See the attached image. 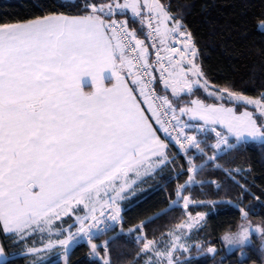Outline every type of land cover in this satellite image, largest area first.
Instances as JSON below:
<instances>
[{
  "label": "snow or ice",
  "instance_id": "snow-or-ice-1",
  "mask_svg": "<svg viewBox=\"0 0 264 264\" xmlns=\"http://www.w3.org/2000/svg\"><path fill=\"white\" fill-rule=\"evenodd\" d=\"M36 6L41 14L0 23V257L5 242L26 246L36 233L47 232L42 249L27 248L32 264H40V254L53 248L63 249L64 264H70V251L81 243L96 264H112L113 238L102 244L94 239L119 224L118 236L142 244L137 255H147L146 264H191L190 256L181 260L176 253L193 247L205 252L204 241L190 244L184 229L198 234L207 226L208 213H188L186 222L169 231L164 248L144 230L181 200L188 209L194 203L193 186L211 183L219 189L217 180L196 179L208 167L240 188L239 202H212L211 211L223 204L241 215L239 231L222 236L229 253L238 247L245 257V244L258 234L264 255V221L254 226L249 221L254 209L243 206L246 195L260 198L251 192L254 182L246 176L243 183L237 179L250 174L251 167L219 162L241 145L264 143V88L254 98L212 84L193 34L182 16L173 14L171 0H53L50 6L36 0ZM258 26L264 31V20ZM83 77H90L91 90H85ZM200 90L235 107L199 98L181 106ZM238 107L245 111L237 115ZM184 115L203 123L186 122ZM205 126H213L214 144H208V137L188 135L204 133ZM196 153L204 158L200 165L194 163ZM178 158L187 159L188 178L177 184L176 199L163 213L124 232L121 202L130 173H162L177 167ZM178 167L177 180L185 174L183 165ZM208 243L206 252L214 258L217 249Z\"/></svg>",
  "mask_w": 264,
  "mask_h": 264
},
{
  "label": "trees",
  "instance_id": "trees-1",
  "mask_svg": "<svg viewBox=\"0 0 264 264\" xmlns=\"http://www.w3.org/2000/svg\"><path fill=\"white\" fill-rule=\"evenodd\" d=\"M164 2L168 3L169 0ZM40 3L50 6L53 0H40ZM171 5L173 14L182 16L184 23L193 34L200 52V61L212 84L219 88L230 87L250 97H258L259 92L264 88V31L258 26V22L264 20V0H171ZM64 10L71 9L65 7ZM39 14L41 9L36 6V0H0V23L22 21ZM197 97L211 100L200 92L197 93ZM190 98L185 97L182 103ZM224 103L234 106L228 101ZM247 109L254 112L249 106ZM254 114L258 115L256 112ZM206 137L208 144L214 142L212 135L208 134ZM202 146L204 147V144ZM207 152L213 150L208 149ZM194 159L200 164L204 158L195 156ZM219 162L230 168L241 167L246 170L251 167L250 174L241 173L237 179L243 183V178L246 176L248 182H254L251 192L260 200L257 201L252 195H246L243 206L246 210L254 209L249 213V221L260 223L264 221V203H261L264 202V143L250 142L248 145H241L223 155ZM179 165H183L185 174L177 180L175 176L180 170ZM187 167L186 158H178L177 167L169 166L162 173L155 172L138 180L132 192L122 201L124 232L140 221L155 217L157 213H163L169 208L171 200L176 199L174 193L177 184L187 180ZM196 179L217 180L222 186L218 189L214 184L207 183L203 186L195 185L190 190L194 203L190 204L186 211L191 214L208 213L207 226L201 227L198 234L195 231V235L200 241H204L203 245L206 247L210 242L217 249L214 258L209 255L202 261L189 255L191 264H221L222 257L223 264H264V255L259 251L261 240L258 236H253L252 242L244 246L246 256L243 258L238 247L229 253L221 244V235L236 230L242 221L241 215L230 206L223 204H216V211H211L212 202L231 200L237 203L240 199V188L226 181L223 173L213 172L210 167L196 174ZM200 201L205 204L198 206L195 203ZM184 217L185 209L181 205L177 206L166 215H160L159 218L148 223L144 231L149 239L157 240ZM118 233L120 229L115 227L106 234L99 235L94 242L102 244L113 238L109 244L112 264H140L144 256V254L137 255L141 245L131 236H118ZM42 243L44 242L40 240L29 241L26 246L12 247L5 242V252L8 257L0 264H32V254H19V252L30 245ZM87 253L86 244L74 245L69 253L70 264H96L95 258H88ZM40 255L43 257L40 264H64L61 248H53ZM189 256L180 255L179 259L185 260Z\"/></svg>",
  "mask_w": 264,
  "mask_h": 264
},
{
  "label": "rangeland",
  "instance_id": "rangeland-1",
  "mask_svg": "<svg viewBox=\"0 0 264 264\" xmlns=\"http://www.w3.org/2000/svg\"><path fill=\"white\" fill-rule=\"evenodd\" d=\"M200 93H203V94H205V96H207L208 98H210L211 100H205V99H202V98H199V97H191V98H199V99H201V100H203L205 103H207V104H223L225 107H234V106H232V105H227L226 103H224V102H226L227 100H223V102H222V100H217L216 98H214V97H212V96H208L203 90H200L199 91ZM181 106H183V103H182V105ZM250 108H252L253 110H254V112H256V113H258V111H256L255 109H254V107L253 106H249ZM236 110V113H237V115H239V114H241L243 111H245V109H240V110H237V109H235ZM248 110V109H247ZM249 111V110H248ZM259 114V113H258ZM182 120H184V121H186V122H189V123H191V124H197V123H200V124H202L203 122H197V121H189V117L187 116V115H184L183 117H182ZM205 127H208V128H211V127H213V126H205ZM214 127H216V129L217 130H219V131H221L222 129H221V126H219V125H215ZM215 142V141H214ZM257 143H260V142H257ZM212 144H214V143H212ZM202 146V145H201ZM203 147V146H202ZM195 150H193L192 151V153L191 154H188L189 156H192V154H193V152H194ZM213 154V152H207V155H212ZM195 156H200L199 155V153H196V155ZM187 160V159H186ZM194 163L195 164H197V165H200L201 163H203V162H201L200 164H198L196 161H195V159H194ZM144 175H141V176H136L134 173H130V177H129V185H130V187L129 188H126V190H125V193H124V198L129 194V193H131L132 192V190H133V188H134V186H135V184L138 182V180L140 179V178H142ZM188 178V177H187ZM124 200V199H123ZM122 200V201H123ZM182 204H183V202H182ZM121 206H122V202H121ZM189 212H187L186 210H185V217H184V219H182L179 223H177L174 227H172L169 231H171V230H173V229H175L176 228V226L178 225V224H180V223H182V222H186L187 221V219H188V214ZM82 214V213H81ZM193 217H196V215H197V213L196 214H191ZM57 222H59V221H57ZM254 226L255 225H258V224H260V222H254V221H250ZM241 223H243V221H241L240 223H239V225L241 224ZM239 225H238V227H237V229L236 230H234V231H231V232H225V233H223L222 235H221V237H220V240H221V244H222V247L225 249V251H227V252H229L228 251V248H229V246H227L224 242H223V240H222V236L223 235H225V234H228V233H234V232H237V231H239ZM115 227H117V228H119L120 229V227H119V224H117V225H115L114 226V228ZM113 228V229H114ZM169 231H167L166 233H165V235L164 236H162L161 238H159V239H157L156 241H159V243L157 244V247H159V248H164L166 245H167V243L170 241V237L168 236V233H169ZM195 229H187V228H185L184 229V232L186 233V234H188V235H190L191 236V239L188 241L190 244H195V243H199V242H201L197 237H196V235H195ZM177 234H179V233H177ZM253 236H258V234L257 235H253ZM252 236V237H253ZM252 237H251V242H252ZM48 238H49V233H47V232H45V233H36L35 234V236H34V239L31 241L30 240V242H36L37 240H40L41 242L43 241L44 243L46 242H48ZM51 238L52 239H55V234L53 233L52 234V236H51ZM247 244H249V243H246L245 245H247ZM42 244H40V246L39 247H37V249H42L43 248V246L44 245H42ZM141 245V247H142V244H140ZM203 246V248L205 249V252L203 253V254H201V253H199L198 251H197V249L195 248V247H193L191 250H190V252L189 253H184L183 255H192V256H194V257H197L200 261H202V260H204V258L206 257V256H209L210 254H207V252H206V249H207V247L205 246V245H202ZM45 252V251H44ZM150 255V254H149ZM176 255L180 258V253H176ZM148 259V256L147 255H145L144 254V256H143V260H142V262L140 263V264H146V260Z\"/></svg>",
  "mask_w": 264,
  "mask_h": 264
},
{
  "label": "crops",
  "instance_id": "crops-1",
  "mask_svg": "<svg viewBox=\"0 0 264 264\" xmlns=\"http://www.w3.org/2000/svg\"><path fill=\"white\" fill-rule=\"evenodd\" d=\"M108 74L107 73H105V76H107ZM82 83L84 84V87H85V90H91V79H90V77H83L82 78ZM105 83L106 84H109L110 83V81H108L107 79L105 80ZM182 200H181V202H180V205L182 206L183 204H182ZM34 239V238H33ZM32 239V240H33ZM31 240V241H32ZM46 243V242H45ZM45 243H42V245H44ZM41 245V246H42ZM32 246H34V245H30V246H28V247H32ZM40 245H35V247L37 248V247H39ZM28 247H26V248H24L22 251H20L19 252V254H29L28 252H27V248ZM61 251L63 252V249H61ZM11 254H14V253H11ZM8 257V254L4 251V256L3 257H0V262L1 261H3V260H5L6 258Z\"/></svg>",
  "mask_w": 264,
  "mask_h": 264
},
{
  "label": "built area",
  "instance_id": "built-area-1",
  "mask_svg": "<svg viewBox=\"0 0 264 264\" xmlns=\"http://www.w3.org/2000/svg\"><path fill=\"white\" fill-rule=\"evenodd\" d=\"M157 75H158V73H157ZM206 129L207 130L204 133H199V134L196 133L195 131H188V135H197L198 139H203L204 137H206L209 134V135H212V137L214 138V141H215V133L211 132L210 128H208V127H206ZM217 131H219V130H217ZM161 135H163V134L161 133ZM176 151H177V149H176ZM122 209H123V207H122Z\"/></svg>",
  "mask_w": 264,
  "mask_h": 264
}]
</instances>
